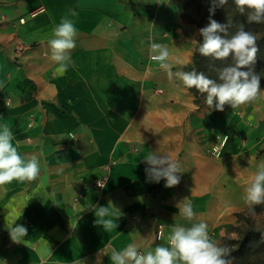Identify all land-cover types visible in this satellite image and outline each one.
I'll return each mask as SVG.
<instances>
[{
    "label": "crops",
    "instance_id": "crops-1",
    "mask_svg": "<svg viewBox=\"0 0 264 264\" xmlns=\"http://www.w3.org/2000/svg\"><path fill=\"white\" fill-rule=\"evenodd\" d=\"M63 18L78 34L58 77L47 41ZM199 38L173 0H0V126L41 164L35 180L0 187V264H112L113 248L167 247L172 226L200 221L221 245L249 210L245 189L264 163V90L221 113L197 105L149 46L166 45L172 70L187 71ZM149 152L180 162L178 185L147 178ZM185 198L191 221L177 207ZM96 207L109 208L116 229L96 223ZM15 217L27 228L20 243L6 228Z\"/></svg>",
    "mask_w": 264,
    "mask_h": 264
},
{
    "label": "clouds",
    "instance_id": "clouds-1",
    "mask_svg": "<svg viewBox=\"0 0 264 264\" xmlns=\"http://www.w3.org/2000/svg\"><path fill=\"white\" fill-rule=\"evenodd\" d=\"M216 3L217 0H214V6ZM228 3L229 0H218V6ZM232 4L236 12L247 16L249 23L264 24V0H232ZM209 11L214 14V7ZM229 28L230 24H221L210 17L208 25L199 29L203 38L199 44V54L212 61L225 62L216 69L218 80L196 69L173 71V65L169 63L170 50L164 44L151 43L149 57L166 73L169 80L175 79L188 90L195 89L201 95L206 94L205 104L209 109L214 107L215 110L223 111L225 105L235 109L252 103L260 98L262 92L261 77L253 68L259 51L257 37L253 32L245 31L243 26L235 32H230ZM77 34L73 21L68 18H63L53 28L47 43L51 51L50 58L56 65L54 75L63 76L71 65V51L76 47ZM13 139L12 130L7 125L0 126V187L14 180L33 181L40 174L38 156H22L13 145ZM144 159L149 166L145 171L150 181L159 183L164 179L167 188L180 183L178 173L184 171L178 160L160 152H149ZM244 200L253 213L255 206L264 204V163L258 165L256 174L246 187ZM177 207L185 219L191 221L195 218L196 213L188 198L180 201ZM95 215L96 223L103 226L105 231L117 228L113 220L105 219L110 215L108 207H96ZM20 217L6 219L10 238L16 243L27 236V228L16 223ZM160 227L163 228V225ZM157 238H162V233ZM167 239V247L160 245L147 252L140 251L136 244H129L120 251L113 248L110 252L112 264H232L230 249L210 238L208 225L203 221L192 223L190 227L174 225ZM99 255H104L103 250ZM41 260L42 264H47L43 256ZM79 264L84 262L80 260Z\"/></svg>",
    "mask_w": 264,
    "mask_h": 264
},
{
    "label": "trees",
    "instance_id": "trees-1",
    "mask_svg": "<svg viewBox=\"0 0 264 264\" xmlns=\"http://www.w3.org/2000/svg\"><path fill=\"white\" fill-rule=\"evenodd\" d=\"M175 5L177 6L179 13L183 19H185V16L182 14L181 11L184 10V6H182L180 3H177L176 0H173ZM201 0H198V3L200 5ZM204 2V1H203ZM208 3V1H206ZM218 2V0H217ZM213 7H201L198 6L200 18L202 20H205L204 22H194L191 20H188L187 22L191 24H195L198 28H203L208 25L209 18L215 19L217 22L221 24H230L229 31L235 32L240 26H243L245 31H251L253 32L257 37V45L259 48V51L257 53L256 63L254 64L253 68L255 69L258 67V65L261 63V61H264V24H258V23H249L247 20L246 15H242L238 12H236L234 5L232 4V0H229V3L225 6H218L217 9H214V14L210 13L209 9ZM203 42V38L200 35L199 42L195 48L194 58H193V64L187 69V71H191L193 69H196L198 72H204L206 75L209 76V78L217 79V68L223 66V63L220 61H212L211 58H205L202 57L199 52V44ZM231 61H229L230 63ZM247 70V69H242ZM261 90H264V87H261ZM190 93L194 96L195 102L197 105H201L205 103V95L199 94L195 89L189 90ZM229 105H225L224 110ZM213 110L217 113H221L222 111L215 110L213 107ZM223 110V111H224ZM245 221L247 222V217H239V221ZM223 245L224 244H233L234 247L230 249L231 253L230 256L234 257H240L244 255L251 247L256 248H262L264 247V229L254 231L249 228H245L241 231V236L239 239L235 241H230L228 239H223ZM221 246V245H220Z\"/></svg>",
    "mask_w": 264,
    "mask_h": 264
},
{
    "label": "rangeland",
    "instance_id": "rangeland-1",
    "mask_svg": "<svg viewBox=\"0 0 264 264\" xmlns=\"http://www.w3.org/2000/svg\"><path fill=\"white\" fill-rule=\"evenodd\" d=\"M177 3H180L182 6H184V10L181 11L182 14L185 16L186 21L191 20L194 22H204L205 20H202L200 18V13L198 6L201 7H214V9H217L218 2L214 6V0H201L200 5L198 3V0H176ZM204 1V2H203ZM208 1V3L206 2ZM215 20V19H214ZM209 21V20H208ZM200 29V28H199ZM256 71L254 72L256 74H259L260 79V86L264 87V61H261V63L256 67ZM239 217H247L248 221H237L236 226L233 228V230L229 231L228 235L224 239H228L230 241H235L240 238L241 231L245 228L252 229L254 231H258L261 229H264V204L255 206V212L249 208V210L245 214H241ZM223 245V242L221 243V246ZM229 249H232L234 245L231 244H224ZM229 258L232 259V264H264V247L262 248H256L251 247L244 255L240 257H234L230 256Z\"/></svg>",
    "mask_w": 264,
    "mask_h": 264
},
{
    "label": "built area",
    "instance_id": "built-area-1",
    "mask_svg": "<svg viewBox=\"0 0 264 264\" xmlns=\"http://www.w3.org/2000/svg\"><path fill=\"white\" fill-rule=\"evenodd\" d=\"M37 13H39V10L33 11L31 14L32 15H36ZM212 152L215 153V150H213ZM104 183H105V180L104 179H100V180L95 181L93 186L95 188H97V189H101V188H103ZM99 185H101V187ZM82 191H83V189L79 192V194L75 198V201H78V200H80L83 197V192ZM155 195L158 196V193H156ZM160 226L161 225L157 226V231L155 233V240L156 241H160L161 240V238H159V239L157 238L158 234L162 233V228Z\"/></svg>",
    "mask_w": 264,
    "mask_h": 264
}]
</instances>
